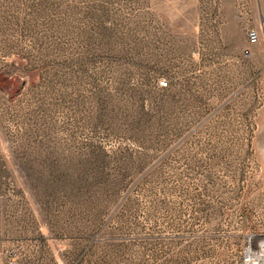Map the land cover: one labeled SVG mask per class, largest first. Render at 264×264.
<instances>
[{
	"label": "rangeland",
	"instance_id": "rangeland-1",
	"mask_svg": "<svg viewBox=\"0 0 264 264\" xmlns=\"http://www.w3.org/2000/svg\"><path fill=\"white\" fill-rule=\"evenodd\" d=\"M263 27L264 0H0V263L264 264Z\"/></svg>",
	"mask_w": 264,
	"mask_h": 264
},
{
	"label": "built area",
	"instance_id": "built-area-1",
	"mask_svg": "<svg viewBox=\"0 0 264 264\" xmlns=\"http://www.w3.org/2000/svg\"><path fill=\"white\" fill-rule=\"evenodd\" d=\"M261 31H264V27L262 29H252L249 31L248 33V38L251 44H255L257 42H259L260 40V36H261ZM165 83V85L167 84V82H163V84ZM250 254L248 253V257L246 259L247 263H250Z\"/></svg>",
	"mask_w": 264,
	"mask_h": 264
},
{
	"label": "trees",
	"instance_id": "trees-1",
	"mask_svg": "<svg viewBox=\"0 0 264 264\" xmlns=\"http://www.w3.org/2000/svg\"><path fill=\"white\" fill-rule=\"evenodd\" d=\"M167 84H168V83H167ZM167 84H166V85H167Z\"/></svg>",
	"mask_w": 264,
	"mask_h": 264
},
{
	"label": "crops",
	"instance_id": "crops-1",
	"mask_svg": "<svg viewBox=\"0 0 264 264\" xmlns=\"http://www.w3.org/2000/svg\"><path fill=\"white\" fill-rule=\"evenodd\" d=\"M1 264V263H0Z\"/></svg>",
	"mask_w": 264,
	"mask_h": 264
}]
</instances>
